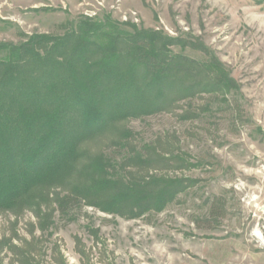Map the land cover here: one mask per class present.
<instances>
[{
  "label": "rangeland",
  "instance_id": "obj_1",
  "mask_svg": "<svg viewBox=\"0 0 264 264\" xmlns=\"http://www.w3.org/2000/svg\"><path fill=\"white\" fill-rule=\"evenodd\" d=\"M258 4L0 0V45H19L37 34L63 36L83 17H111L193 43L195 48L176 45L171 51L214 61L234 81L240 106L220 107L200 96L173 112L125 123L133 147L161 143L185 159L184 169L162 173L191 183L187 191L162 213L137 220L87 206L56 212L46 233L30 211L0 212L3 264H20L17 251L30 252L32 264H264V4ZM108 153L117 161L124 157ZM216 199L225 203L218 220L208 216Z\"/></svg>",
  "mask_w": 264,
  "mask_h": 264
},
{
  "label": "trees",
  "instance_id": "obj_2",
  "mask_svg": "<svg viewBox=\"0 0 264 264\" xmlns=\"http://www.w3.org/2000/svg\"><path fill=\"white\" fill-rule=\"evenodd\" d=\"M176 45L196 47L111 17H83L63 36L0 45V212L30 211L46 233L56 212L87 206L137 220L185 193L191 183L162 173L184 169L185 159L161 143L138 150L124 124L200 96L240 106L223 69L174 53ZM224 210L216 199L208 216L222 219ZM15 253L20 264L34 261Z\"/></svg>",
  "mask_w": 264,
  "mask_h": 264
},
{
  "label": "water",
  "instance_id": "obj_3",
  "mask_svg": "<svg viewBox=\"0 0 264 264\" xmlns=\"http://www.w3.org/2000/svg\"><path fill=\"white\" fill-rule=\"evenodd\" d=\"M263 211H264V208H263Z\"/></svg>",
  "mask_w": 264,
  "mask_h": 264
}]
</instances>
